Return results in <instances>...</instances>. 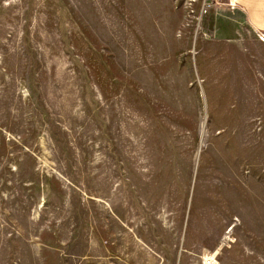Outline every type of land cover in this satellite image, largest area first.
Instances as JSON below:
<instances>
[{
    "label": "rangeland",
    "instance_id": "obj_1",
    "mask_svg": "<svg viewBox=\"0 0 264 264\" xmlns=\"http://www.w3.org/2000/svg\"><path fill=\"white\" fill-rule=\"evenodd\" d=\"M0 264H264V32L226 0H0Z\"/></svg>",
    "mask_w": 264,
    "mask_h": 264
},
{
    "label": "crops",
    "instance_id": "obj_2",
    "mask_svg": "<svg viewBox=\"0 0 264 264\" xmlns=\"http://www.w3.org/2000/svg\"><path fill=\"white\" fill-rule=\"evenodd\" d=\"M240 9L254 29L264 32V0H226Z\"/></svg>",
    "mask_w": 264,
    "mask_h": 264
},
{
    "label": "bare ground",
    "instance_id": "obj_3",
    "mask_svg": "<svg viewBox=\"0 0 264 264\" xmlns=\"http://www.w3.org/2000/svg\"><path fill=\"white\" fill-rule=\"evenodd\" d=\"M211 258H213V257H211ZM206 260V259H205ZM210 261V260H209Z\"/></svg>",
    "mask_w": 264,
    "mask_h": 264
}]
</instances>
